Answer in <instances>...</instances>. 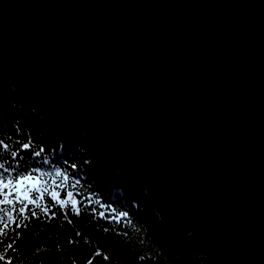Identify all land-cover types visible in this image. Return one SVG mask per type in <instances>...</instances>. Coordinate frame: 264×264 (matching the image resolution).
<instances>
[{"label": "water", "instance_id": "obj_1", "mask_svg": "<svg viewBox=\"0 0 264 264\" xmlns=\"http://www.w3.org/2000/svg\"><path fill=\"white\" fill-rule=\"evenodd\" d=\"M0 82L56 104L194 264H264V0H0Z\"/></svg>", "mask_w": 264, "mask_h": 264}, {"label": "trees", "instance_id": "obj_2", "mask_svg": "<svg viewBox=\"0 0 264 264\" xmlns=\"http://www.w3.org/2000/svg\"><path fill=\"white\" fill-rule=\"evenodd\" d=\"M80 133L63 123L56 104L0 82V163L32 172L41 189H48L37 201L39 207L29 204L22 214L20 204L0 205L11 216L0 212L6 233L0 235L5 257L0 264H85L98 253L115 264H194L187 239L157 219L143 198L144 189L105 172ZM59 200L67 203L61 207Z\"/></svg>", "mask_w": 264, "mask_h": 264}, {"label": "snow or ice", "instance_id": "obj_3", "mask_svg": "<svg viewBox=\"0 0 264 264\" xmlns=\"http://www.w3.org/2000/svg\"><path fill=\"white\" fill-rule=\"evenodd\" d=\"M28 144H24L23 147L25 149L28 148ZM5 147H7L5 145ZM39 155V153H37ZM12 156L15 157L16 153L12 152ZM44 163H47L45 160ZM0 205H12L14 202L16 204H20L21 207L19 208V212L22 214L24 213L25 209L28 207L29 204H36L39 207L37 201L42 198L43 192L48 191L47 188L43 190L40 187V179L32 174V172H20L17 168H12L11 170L9 167H6L4 163H0ZM33 172L38 171L37 169H33ZM13 172L16 173L13 176ZM56 176H60L61 172L57 169L55 172ZM40 193L39 196L33 197L31 194ZM57 193L55 191L50 193V196L53 200L57 199ZM68 197H72V193L69 192ZM14 196V200L11 198ZM67 203L66 200H59V204L63 207ZM77 202L75 200L72 201V207L76 209ZM41 211H47V209H41ZM0 212H3L8 219H11V216L8 215V212L5 208L0 207ZM33 216L36 215L35 212L32 213ZM119 215L121 217L126 216L127 214L124 212H120ZM4 218L0 217V223H3ZM7 227V224H4V228ZM19 227V225H17ZM0 235H6L3 228H0ZM8 248H11L12 245H7ZM99 255V253H98ZM4 255L0 254V260H4ZM104 259H108V257H104ZM89 264H93L92 261H89Z\"/></svg>", "mask_w": 264, "mask_h": 264}, {"label": "bare ground", "instance_id": "obj_4", "mask_svg": "<svg viewBox=\"0 0 264 264\" xmlns=\"http://www.w3.org/2000/svg\"><path fill=\"white\" fill-rule=\"evenodd\" d=\"M85 145V144H84ZM109 173V172H108Z\"/></svg>", "mask_w": 264, "mask_h": 264}, {"label": "rangeland", "instance_id": "obj_5", "mask_svg": "<svg viewBox=\"0 0 264 264\" xmlns=\"http://www.w3.org/2000/svg\"><path fill=\"white\" fill-rule=\"evenodd\" d=\"M64 123V122H63Z\"/></svg>", "mask_w": 264, "mask_h": 264}]
</instances>
